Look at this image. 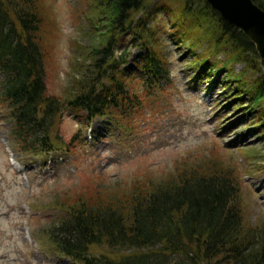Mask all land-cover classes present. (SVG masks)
<instances>
[{"label": "trees", "instance_id": "1", "mask_svg": "<svg viewBox=\"0 0 264 264\" xmlns=\"http://www.w3.org/2000/svg\"><path fill=\"white\" fill-rule=\"evenodd\" d=\"M42 1L0 0V108L12 123L15 151L34 156L60 151L54 129L65 112L122 125L118 120L142 105L138 88L144 92L169 79L162 38L193 47L196 30L204 31L210 45L197 71L223 53L229 57L223 68L241 63L257 76L245 83V73L236 78L241 83L236 100L241 109L247 104L252 110L251 133L264 142V62L244 33L205 0H88L89 37L97 44L83 81L63 100L48 95L39 40ZM253 1L264 9V0ZM128 41L140 54L131 68L129 48L120 52ZM232 176L221 165L206 163L152 183L148 192L135 190L126 202L114 201L113 189L106 200L79 198L49 225L47 237L56 253L79 264H264V231L245 228ZM99 246L131 253L96 255L93 248Z\"/></svg>", "mask_w": 264, "mask_h": 264}, {"label": "rangeland", "instance_id": "2", "mask_svg": "<svg viewBox=\"0 0 264 264\" xmlns=\"http://www.w3.org/2000/svg\"><path fill=\"white\" fill-rule=\"evenodd\" d=\"M87 2L43 0L38 5L48 95L62 100L75 94L97 44L89 37ZM202 32H192L193 47L162 38L169 79L144 92L138 88L142 105L118 120L122 125H110L106 118L87 122L65 112L54 129V147L60 151L51 156L15 151L12 123L0 108V247L6 246L0 260L22 241L18 264H79L56 253L47 237L49 225L76 199L106 200L113 189L114 201L126 202L135 190L148 192L152 183L206 163L235 174L245 228L264 231V142L251 133L255 115L245 104L248 99L245 110L236 100L241 84L236 78L245 73V83L255 77L245 64L223 68L229 60L223 53L197 71L210 46ZM129 45L120 51L130 50L127 68L139 61V51ZM250 150L259 156H246ZM107 248H93V253L114 258L131 253Z\"/></svg>", "mask_w": 264, "mask_h": 264}, {"label": "water", "instance_id": "3", "mask_svg": "<svg viewBox=\"0 0 264 264\" xmlns=\"http://www.w3.org/2000/svg\"><path fill=\"white\" fill-rule=\"evenodd\" d=\"M230 26L243 32L264 62V9L253 0H205Z\"/></svg>", "mask_w": 264, "mask_h": 264}, {"label": "clouds", "instance_id": "4", "mask_svg": "<svg viewBox=\"0 0 264 264\" xmlns=\"http://www.w3.org/2000/svg\"><path fill=\"white\" fill-rule=\"evenodd\" d=\"M22 245H23V242L21 241L20 244L17 246V248H14L10 253H7L8 255L7 260H0V264H9V262H11V264H18L17 250L24 251V248ZM5 254H6V246L0 247V256H4Z\"/></svg>", "mask_w": 264, "mask_h": 264}]
</instances>
